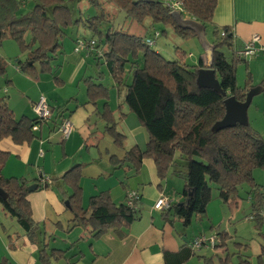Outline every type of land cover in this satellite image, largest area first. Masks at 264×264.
I'll return each instance as SVG.
<instances>
[{
	"label": "trees",
	"instance_id": "obj_1",
	"mask_svg": "<svg viewBox=\"0 0 264 264\" xmlns=\"http://www.w3.org/2000/svg\"><path fill=\"white\" fill-rule=\"evenodd\" d=\"M80 1V0H76ZM97 7L98 13L86 18H76L65 0H36L30 10L20 12L26 0H0V42L4 37L15 40L25 59H17L20 71L35 78L39 74L53 75L51 62L61 54L63 39L72 25L82 24L92 34L90 37L73 38L74 48L78 39H94V50H81L85 55H92L96 61L95 76L84 78L87 101L95 104L103 100L100 117L104 121V130L112 137L114 144L124 149L122 159L114 156L110 161L115 168L133 167L139 170L144 158L154 161L156 173L161 181L166 179L169 170L183 180V199L170 203L169 208L161 210L167 221L174 216L184 227L191 224L196 215H204L212 199L211 184H215L218 197L227 203L238 195V186L246 182L251 189V219L259 229L260 253L256 264H264V232L260 227L264 223V185L253 178V170H264V138L248 122L213 131V124L225 113L224 96L211 87H199L196 83L197 70L205 67L206 60L198 58L196 63L184 61V52H179V59H165L160 52L151 48L160 32L154 30L150 37L125 32L109 26L105 31L100 25L105 20L104 9L98 0H87ZM125 12V17L143 24L160 22L184 41L195 34L177 26L170 12L172 1L180 3L179 10L183 17L188 16L199 21L204 27L212 23L217 0H111ZM214 40L212 68L227 95H234L237 100H244L245 93L253 87L252 76L243 57L232 50V32L229 27H221L224 35L218 34L213 26ZM196 37V36H195ZM77 52V53H79ZM245 64V76L242 85H237V64ZM104 65L105 70L100 67ZM6 74V63L0 59V78ZM131 76L127 82L126 77ZM109 77L115 88L125 86L123 103L132 112L148 134V142L142 149L137 145L125 147L126 136L118 127L113 110L108 104L109 87L105 77ZM128 79V78H127ZM56 83H62L53 76ZM264 91V78L259 83ZM119 90V89H118ZM38 100V99H37ZM47 101V100H46ZM48 104V103H47ZM49 105V104H48ZM50 107L51 116L61 115L64 105ZM35 113V112H34ZM59 116V117H60ZM51 118V117H50ZM41 122L36 116L15 117L8 105L6 95L0 96V140L9 137L15 143L29 141L33 137L32 127ZM61 123V122H60ZM60 125V124H59ZM8 152L0 149V188L7 194L0 196V206L4 213L13 218L27 238L38 243L42 229L33 221L30 203L27 200L28 181L21 177H6L2 169ZM82 164L77 163L67 169L58 179L39 184L50 185L54 181L62 201L68 200L69 210L73 214L70 228L82 225L90 236L96 237L112 227L128 228L137 218L140 199L131 205L125 201L115 204L108 191H100L88 198L83 205V192L80 185ZM220 239L216 247H225L227 232H218ZM217 236V238H218ZM241 249L247 250V244L234 241ZM227 252V248H225ZM199 253V252H198ZM198 255L202 264H211L212 258L197 254L190 244L181 261ZM227 252L223 263L228 261ZM64 256V251L51 249L46 254L43 248L40 257L44 264H49L50 257ZM238 256V264H251L247 258Z\"/></svg>",
	"mask_w": 264,
	"mask_h": 264
},
{
	"label": "crops",
	"instance_id": "obj_2",
	"mask_svg": "<svg viewBox=\"0 0 264 264\" xmlns=\"http://www.w3.org/2000/svg\"><path fill=\"white\" fill-rule=\"evenodd\" d=\"M24 4L23 2L22 5ZM211 24L216 27L230 28L234 52L243 48L252 35L260 36V41L256 44L258 51L251 56L243 57L252 76V85L260 86L259 83L264 78V0H217ZM62 52H64L63 49ZM199 56L203 57L207 63L203 50ZM78 57V55L75 57L78 64L69 76L71 82L74 81L80 66L84 63L83 59ZM242 64L245 69V64ZM15 69V74L12 71L9 73L6 69V74L2 77L4 80L0 82V96L6 95L8 105L15 117L25 115L35 118L36 114L32 106L41 95L46 98L49 106L65 104V108L61 113L62 116L53 114L49 120L38 122V127L33 130V137L29 141L15 143L9 137L0 140V149L8 152L2 169L3 175L24 178L28 181V185L38 183L36 189L28 192L27 200L30 203L33 221L42 229L39 232L40 241L31 242L16 221L4 213L0 206V264H44L40 257L43 245L46 254H49L51 249L64 251L63 257L57 259L50 257L49 264H191L194 256L184 262L181 261L193 239L187 235L188 227H184L174 216H169L170 220L174 219L173 221H166L161 215L162 211L153 208L160 194L168 197L171 204L183 199V187L174 188L169 185L173 175L180 177L172 174L170 169L168 173L170 177H166L164 186L161 181L160 186L154 161L149 158L142 160L138 171L126 165L115 168L110 157L122 159L124 149L117 147L112 137L104 130L105 123L99 115L103 100L95 104L88 102L86 91L85 98H79L78 92L75 95H69V99L64 102L61 100H66L67 97L57 99L56 87L66 84L65 80L53 70L52 76H57L62 83H56L52 77L42 78L45 74H39L35 78L20 75L25 83L32 79L34 82H31L30 86L36 87L37 92H30L31 87H28L29 89L23 87L24 90H18L21 96L14 101V95H18L15 85L18 83L16 78L19 76L16 75H19L17 71H20L17 64ZM44 79L46 83L42 84L41 81ZM105 79L109 81V77L106 76ZM82 81L85 87L84 77ZM108 84L111 85V82ZM44 85L46 89H43ZM111 88L114 90L115 87L112 85L109 87L108 104L113 110L118 129L126 136L125 147L137 145L143 149L148 142L145 128L123 103V93L116 88L113 94ZM258 94L264 95V91L261 90ZM255 106L258 108V103ZM63 118H68L72 123L71 133L66 139L62 137L59 130V124ZM262 119L263 129L261 130H257L253 122L251 124L264 138V114ZM77 163L82 164L80 185L84 206L87 205L91 195L100 191H108L115 204L125 201L128 190L139 192L141 199L137 218L128 228L112 227L96 237L90 236L82 225L69 229L74 216L69 210V203L68 206L65 204L68 200L62 201L54 181L44 187L43 184H39V180L41 175L48 176L50 181L58 179ZM239 198L240 196L236 195L229 199L227 204L236 205ZM248 200L251 204V192L248 194ZM221 230L225 229H217L218 232ZM229 237L234 240L236 234ZM227 238L226 244L231 240ZM260 243L261 239L257 245L255 244L252 255L239 248L236 252L237 258L243 255L242 258H247L251 264H256V258L260 253ZM225 248L226 245L213 251V256L221 263L226 253L230 252H226ZM198 252L205 256L201 249ZM234 264H238V259Z\"/></svg>",
	"mask_w": 264,
	"mask_h": 264
},
{
	"label": "rangeland",
	"instance_id": "obj_3",
	"mask_svg": "<svg viewBox=\"0 0 264 264\" xmlns=\"http://www.w3.org/2000/svg\"><path fill=\"white\" fill-rule=\"evenodd\" d=\"M104 9V17L105 20L100 25V30L105 31L109 26L123 29L127 33L142 35L144 36L147 32V37L149 38L152 35L154 30L160 32V35L155 38L154 45L151 46L153 50H157L160 54L168 60H176L179 59V52H184L185 59L184 61L188 64L196 63L199 55L202 54V46L198 41L197 37L192 36L188 39L182 41L175 35L169 27L163 25V23L155 22L151 23L149 20H145L143 24H140L134 20L125 17V12L117 7L115 3L111 0H98ZM36 0H26L25 4L21 6L20 12L25 13L31 9L33 4ZM66 4L72 10V15L74 18L78 17L79 15L83 18L88 16H92L98 13V9L95 6H92L87 0H65ZM213 25L207 24L205 27L206 30V37L209 42L213 41L215 36L213 34ZM218 28V34L220 36L221 27ZM68 35L63 39V51L61 54L52 61L53 70L56 72L57 75L62 77L65 80V86L56 87V98L63 99L65 97L67 101L69 99V95H75L79 92V98H85V87L83 85L82 77L88 76H95L97 73V68L95 66L96 61L94 60L93 56L90 55L87 57L85 56L84 52L77 53L74 50V42L72 37H76L79 35L80 37L86 36L90 37L91 32L86 29L82 24L72 25L70 29L67 30ZM204 51V50H203ZM79 56L78 59H83V64L80 66L79 73L76 77H74V81H70L69 76L75 70L78 62L75 61V57ZM26 54L23 53L17 42L10 37H4L0 42V59H2L6 63V69L10 73L12 71L15 74V64H18L17 59L23 61L25 59ZM100 70L104 71L105 66L102 65ZM19 78H16L18 83L15 85V89L17 90L18 95H14L13 100L16 101L21 96V93L18 92L24 89L30 88L31 82H34L32 79L28 81V83L24 82L23 78L20 76H26L27 74L22 71H17ZM78 72V71H77ZM245 76V69L242 63L237 64L236 68V82L237 85H241L244 82ZM53 78L51 74H45L42 78ZM128 78V79H127ZM131 76L126 77V81L130 80ZM4 79L0 78V82ZM15 80V79H14ZM44 80L41 81L42 84L46 83ZM48 83V82H47ZM108 87H111L110 80L105 82ZM47 85V84H46ZM50 85V83H49ZM51 86V85H50ZM24 87V89H23ZM28 88V89H29ZM45 88V85L43 87ZM111 91L114 94L117 90ZM119 92L123 93L125 90V86H120ZM30 92H37L36 87L33 86L30 88ZM54 99V98H53ZM58 100V101H59ZM62 102V103H63ZM48 103V102H47ZM256 103H258L259 107L256 108ZM263 111H264V95L258 94L255 96L253 103L251 104L249 110H247L248 122L251 124L252 122L256 125L257 130L263 129L261 126V122H263ZM252 126V124H251ZM151 159V158H149ZM170 173V172H168ZM169 175V174H168ZM167 175V176H168ZM170 177V176H168ZM253 178L255 182L258 184L264 185V170L261 168H255L253 170ZM164 179L162 181V185L165 184ZM169 185L174 186V188H182V180L173 175V177L169 180ZM238 195L240 198L238 199V203L235 205L234 203L227 204L224 203L217 195L218 190L215 184H211L212 189V199L209 201L206 207V213L204 215H196L192 218L191 224L187 228V235L188 237H196V236H204L206 239L209 238L210 235L218 236L217 229H225L229 235H235L234 240L229 237L227 234V240L230 238V241H227L226 248L227 251H230V255L228 257V261L226 263L219 262L218 258H215L213 255V251L218 249H211L208 247H202L201 252L205 255L206 258H212L211 264H234L237 261V250L242 248V246H238L235 244L234 241L242 242L247 244V253L251 254L254 251L255 244H258L260 241L259 238V229L255 227V220L249 218V214L251 213V204L248 200V194L251 192L250 186L248 183L243 182L238 187ZM161 195V194H160ZM260 231L264 232V223L260 227ZM242 251V250H241ZM244 251V250H243ZM198 254V251H197ZM226 256V255H225ZM215 259V262L213 260ZM194 262H199V264L203 263V259L198 257V255H194L191 264Z\"/></svg>",
	"mask_w": 264,
	"mask_h": 264
},
{
	"label": "water",
	"instance_id": "obj_4",
	"mask_svg": "<svg viewBox=\"0 0 264 264\" xmlns=\"http://www.w3.org/2000/svg\"><path fill=\"white\" fill-rule=\"evenodd\" d=\"M144 1V0H135ZM170 15L174 19L175 23L179 28L191 30L198 41L200 42L204 53L206 55L207 63L205 67L199 68L197 70L196 83L199 87H211L216 92H219L224 96L223 104L225 107L224 116L216 121L213 126V131H218L220 129L234 126L236 123L247 124L248 116L247 110L251 104L252 98L257 95L262 88L260 86L251 87L246 93L244 100H237L234 95H227V91H223L220 87V82L215 76V71L212 68L213 63V50L214 46L206 37L205 27L196 19L192 17L181 15L179 9H174L170 12ZM47 184H44L46 187ZM38 187V183H32L28 186V191H32ZM0 196L6 198L7 194L0 188ZM66 206H68V201H65Z\"/></svg>",
	"mask_w": 264,
	"mask_h": 264
},
{
	"label": "built area",
	"instance_id": "obj_5",
	"mask_svg": "<svg viewBox=\"0 0 264 264\" xmlns=\"http://www.w3.org/2000/svg\"><path fill=\"white\" fill-rule=\"evenodd\" d=\"M170 3V8L171 9H179L180 8V3L178 1H172ZM221 35H224V32H221ZM260 41V36L258 34L252 35L251 39L244 45L243 48L238 50L236 53L237 55L241 57H247L255 54L258 51V48L256 47V44ZM94 50L100 55V51H98L95 48V41L94 39L90 40H85V39H78L76 41V46L74 50L76 52H79L81 50ZM33 111L35 112L36 116L40 119V121H46L49 120L51 117V111L50 107L47 104L46 98L41 95L38 100L33 104L32 106ZM38 127V123H35V125L32 127L33 130H35ZM59 130L62 134V137L66 139L72 130V123L68 118H63L60 125H59ZM42 183L49 182L50 179L48 176L41 175V180ZM140 199V194L136 190H129L126 195V203L128 205L133 204L134 202L138 201ZM170 206V201L168 197L164 195H160L154 202L153 208L157 210H164L169 208ZM264 215V213H263ZM252 216H249L251 218ZM218 243V238L215 235H210L209 238H205L204 236H196L194 237L191 242L190 246L196 250L199 251L202 247H208L211 249L216 248V244Z\"/></svg>",
	"mask_w": 264,
	"mask_h": 264
}]
</instances>
